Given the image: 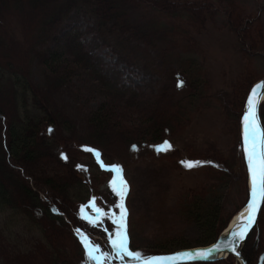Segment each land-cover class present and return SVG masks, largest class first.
Returning <instances> with one entry per match:
<instances>
[{
  "label": "trees",
  "instance_id": "trees-1",
  "mask_svg": "<svg viewBox=\"0 0 264 264\" xmlns=\"http://www.w3.org/2000/svg\"><path fill=\"white\" fill-rule=\"evenodd\" d=\"M251 1L256 8H249ZM89 6L96 18L90 30L105 39L111 36L123 46L133 48V53L139 50V45H145L167 58L165 81L157 94L146 99L115 82L113 70L105 68L79 28L60 35L71 12ZM218 18L221 27H227L237 37L245 59L264 62V0H0V264H93L77 229L95 230L102 218V207L95 194L98 176L92 172L88 179L83 177L61 153L80 141L79 146L99 151L104 163L116 165L111 160L117 159L119 173L147 145L152 146L154 153H164L166 150L157 151L153 146L164 140L170 143L181 135L195 114L192 107L209 96L206 67L201 64L204 56L196 35L205 29L208 20L216 19L217 23ZM13 19L20 20L25 48H18L20 42L15 36ZM45 44V49L37 47ZM34 62L48 69L46 86L33 79ZM79 76L112 99L89 111L88 130L83 137L76 133L71 116L57 109L62 103L58 91L63 83ZM243 76L237 82L243 84L235 87L236 100L232 105L221 104L223 112L232 116L234 139L229 155L217 162L210 161L213 169H220L222 181H236L241 194L237 198V211L245 206L249 196L241 120L246 97L261 78L249 81L254 76L249 68ZM178 82H182L180 86ZM260 115L264 125V102ZM210 149L192 155L198 161L216 159ZM174 152L164 154L174 157ZM40 162L44 164L42 168L38 166ZM8 163L13 167L3 169ZM53 164L61 167L60 173ZM45 167L48 174L43 171ZM100 169L102 174L112 173L105 167ZM178 201L183 218L196 223L202 232L195 246L214 242L229 223L224 217L225 208L215 201L211 186L192 188ZM48 218L60 221L66 230L65 238L59 235L60 243L46 225ZM130 218L129 210L126 233L130 251L139 252L144 258L173 248L162 247L155 252L138 250ZM90 220L94 223H89ZM260 223H264L262 214L242 247L247 264H258L264 251L263 241L250 244ZM62 245L66 248L70 245L69 254L60 253ZM190 247L184 244L180 248ZM111 260L137 259L121 253ZM233 262L234 256L229 255L217 261L186 264Z\"/></svg>",
  "mask_w": 264,
  "mask_h": 264
},
{
  "label": "rangeland",
  "instance_id": "rangeland-1",
  "mask_svg": "<svg viewBox=\"0 0 264 264\" xmlns=\"http://www.w3.org/2000/svg\"><path fill=\"white\" fill-rule=\"evenodd\" d=\"M254 4L255 2L251 1L249 8H256ZM95 21L96 18L90 6L73 11L64 22L60 35L79 28L103 60L105 68L113 70L115 82L120 86L137 91L146 99L157 94L165 81L167 58L165 59L160 52L145 45H139V50L133 53V48L123 46L111 36L106 39L99 36L95 30H90L92 26H95ZM12 26L16 38L21 43H18V48H25L22 44L20 20L13 19ZM196 39L204 56L201 64L204 63L206 67L209 96L206 99H200L195 104L196 106L192 107L195 114L191 124L181 135L170 142L171 148L164 152L171 154L175 151L174 157H167L168 154L164 153H154L152 146L147 145L137 157L132 156L129 166L122 171L123 173H119L120 167L118 171L110 169L111 165L102 161L99 151L93 147L79 146L80 141H75L64 151V156L71 161L83 177L88 179L92 172H96L98 176L95 194L98 196L103 215L95 230L78 229V236L81 242L83 235L89 243L98 246L101 249L100 252L106 254L105 260L110 261L111 258L117 256L109 240L110 237L115 238L120 230V225L113 223V220H119L121 215V208L116 207L117 204H122L126 209L123 221L125 230H128L127 214L129 210L131 211L130 227L133 242L142 252H155L162 247H173L169 251L172 252L182 249L180 247L184 244H189L191 247L198 244L202 232L196 223L188 222L183 218L178 201L183 193L192 188L211 186L215 192V201L225 208L224 217L228 218V222L237 211L239 201L237 198L241 194L235 186L236 181H231L232 183L222 181L220 169H213L210 161L217 162L226 154L229 155V147L234 139L232 116L223 112L222 102H230L232 105L236 100L234 97L238 96V92H235V87L243 84L237 82L244 77L243 74L247 68L254 73L253 78H248L249 81L264 78V62L255 58L251 61L245 59L241 54L237 37L227 27H221L219 18L217 23L216 19L211 22L208 20L205 29L196 35ZM37 47L45 49L46 44ZM42 67L34 62L32 65L33 79L39 85L46 86L49 78L46 71L48 69ZM86 81L89 80L84 76L71 81L67 80L58 91L62 103H59L57 109L71 116L75 122L76 133L80 137H83L88 130L89 111L99 103L103 106L105 101H112L96 89L94 84L90 85ZM213 147H215L214 150ZM2 149L4 151L5 147ZM208 149L212 150V155L216 159L211 157L207 162L198 161L194 158L195 155H192L197 152H208ZM216 149L219 152H216ZM177 152H179V157H177ZM183 161L199 163L186 167ZM235 161H238L237 157ZM111 162V164L119 165L117 159ZM43 165L42 162L38 164L40 168ZM7 167L13 166L8 163L3 169ZM103 167L111 170L112 173L102 174L100 168L103 169ZM54 168L57 172H61V167L59 169V166L54 165ZM0 170H2L1 167ZM43 171L48 174L47 167ZM121 181L126 183V190L124 194L117 195L113 189L119 190ZM261 214L264 220V206ZM47 220L46 225L49 231L60 243L59 235L63 238L66 235L63 224L49 218ZM262 224L260 223L261 227L251 237L250 244L264 242ZM69 246L68 248L63 245L59 247L60 253L69 254L71 249ZM67 254H65L67 258L72 260ZM233 263L239 264L235 257Z\"/></svg>",
  "mask_w": 264,
  "mask_h": 264
},
{
  "label": "snow or ice",
  "instance_id": "snow-or-ice-1",
  "mask_svg": "<svg viewBox=\"0 0 264 264\" xmlns=\"http://www.w3.org/2000/svg\"><path fill=\"white\" fill-rule=\"evenodd\" d=\"M182 82H178L177 86H180ZM264 86V84L255 85L250 94L247 97V110L244 112L243 123H244V152L245 156L248 160V168L251 176V193L252 199L248 201V216L246 220L251 222L254 219L255 211L258 207V199L264 197V187H261V184L264 183V154H261L258 150V140L257 137L259 135V128L257 125L255 108L258 103V98L254 99V95L256 94V89ZM51 132L52 129H49ZM157 151H164L171 148V144L169 141L164 140L159 145H154ZM133 150H135L136 146L132 145ZM98 155V153H97ZM61 157L65 158L64 153H61ZM186 167H192L194 164L199 163L195 161H183ZM80 167V166H78ZM113 170H119L118 165L110 166ZM116 191L117 195L124 194L126 190V183L121 181V185L119 190L113 189ZM94 206V205H93ZM116 207L121 208V215L119 220H113V223H117L120 225V230L117 232L115 238L110 237L109 240L112 244V247L117 252V256L119 257L121 253L126 256L134 257L140 264H156L157 261L163 259L159 257H150L146 260H141V254L139 252L130 251L127 246V233L125 230V225L123 223L124 217L126 215V209H124L122 204H117ZM97 213L101 212V209H96ZM244 219V218H242ZM89 223H94V221L90 220ZM247 227V224L242 225L241 229L235 232L233 235L238 236L240 239L244 238V229ZM77 231H79L77 229ZM82 242L84 243V247L90 259L96 261V264H103V260L106 258L105 253H100L97 255L99 251L98 246L93 245L87 241V238L83 235L81 236Z\"/></svg>",
  "mask_w": 264,
  "mask_h": 264
},
{
  "label": "water",
  "instance_id": "water-1",
  "mask_svg": "<svg viewBox=\"0 0 264 264\" xmlns=\"http://www.w3.org/2000/svg\"><path fill=\"white\" fill-rule=\"evenodd\" d=\"M257 84H264V78L256 81L248 95L250 94L252 88ZM247 95V97H248ZM247 97L245 101V110H247ZM258 98V103L256 104L255 113L257 119V125L259 128V135L257 137L258 140V150L261 154H264V125L260 115V107L264 101V86L256 89V94L254 95V99ZM244 116V113H243ZM243 130V128H242ZM247 159V158H246ZM248 162V160H247ZM249 170V168H248ZM251 176L249 173V196L247 200L246 206H248V201L252 199L251 193ZM261 187H264V183L261 184ZM264 205V197L258 199V207L254 214V219L251 222H246L247 227L244 229V238L240 239L238 236H234L233 234L237 231H231L227 235L223 236L222 233L218 236V238L207 245L203 246H194L190 248H182L179 250H175L172 252L166 253H155L141 260H146L150 257H159L163 258L156 262V264H186L190 262L196 261H216L219 259H223L228 255H234L242 264H247L246 259L241 252V248L244 245L248 235L255 227L260 217ZM107 264H140V261H123V262H113ZM258 264H264V252L259 256Z\"/></svg>",
  "mask_w": 264,
  "mask_h": 264
},
{
  "label": "bare ground",
  "instance_id": "bare-ground-1",
  "mask_svg": "<svg viewBox=\"0 0 264 264\" xmlns=\"http://www.w3.org/2000/svg\"><path fill=\"white\" fill-rule=\"evenodd\" d=\"M242 131H243V134H244V123H243V130ZM247 216H248V207L245 206L242 210L240 209L239 211H237L232 216V218L230 219L228 225L222 231V235L225 236L231 231H239L241 229V226L246 224V222H247L246 217ZM242 218H244V219H242ZM238 262L240 263V261H238Z\"/></svg>",
  "mask_w": 264,
  "mask_h": 264
}]
</instances>
